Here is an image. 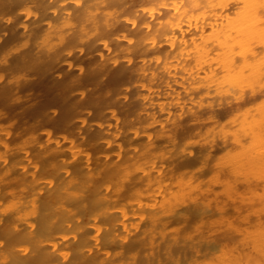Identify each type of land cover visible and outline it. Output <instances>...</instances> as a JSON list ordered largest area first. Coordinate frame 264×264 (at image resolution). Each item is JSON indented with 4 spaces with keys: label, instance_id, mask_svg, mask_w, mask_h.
<instances>
[{
    "label": "bare ground",
    "instance_id": "obj_1",
    "mask_svg": "<svg viewBox=\"0 0 264 264\" xmlns=\"http://www.w3.org/2000/svg\"><path fill=\"white\" fill-rule=\"evenodd\" d=\"M0 70V264H264V0H0Z\"/></svg>",
    "mask_w": 264,
    "mask_h": 264
},
{
    "label": "rangeland",
    "instance_id": "obj_2",
    "mask_svg": "<svg viewBox=\"0 0 264 264\" xmlns=\"http://www.w3.org/2000/svg\"><path fill=\"white\" fill-rule=\"evenodd\" d=\"M0 72H2V70H0ZM3 134H6L7 136H9L13 142L18 141L19 139H28L31 134H33L32 131H0ZM40 133H43V131H37Z\"/></svg>",
    "mask_w": 264,
    "mask_h": 264
}]
</instances>
